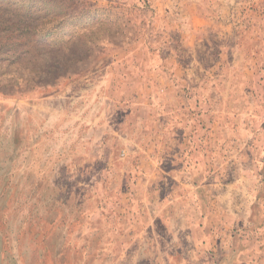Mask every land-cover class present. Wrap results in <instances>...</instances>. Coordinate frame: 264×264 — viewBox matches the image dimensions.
Segmentation results:
<instances>
[{"label":"crops","instance_id":"0c3cea01","mask_svg":"<svg viewBox=\"0 0 264 264\" xmlns=\"http://www.w3.org/2000/svg\"><path fill=\"white\" fill-rule=\"evenodd\" d=\"M139 2L108 72L138 211L106 231L100 264H264V16L250 0ZM42 233L12 264H62Z\"/></svg>","mask_w":264,"mask_h":264},{"label":"rangeland","instance_id":"374dc122","mask_svg":"<svg viewBox=\"0 0 264 264\" xmlns=\"http://www.w3.org/2000/svg\"><path fill=\"white\" fill-rule=\"evenodd\" d=\"M250 1L264 16V0ZM141 7L139 0H0V109L16 118L0 120V264L19 254L35 260L42 231L52 245L61 241L60 263L100 264L106 231H119L128 211H138L122 170V111L113 107L129 103L116 93L121 79L108 72L140 31Z\"/></svg>","mask_w":264,"mask_h":264}]
</instances>
